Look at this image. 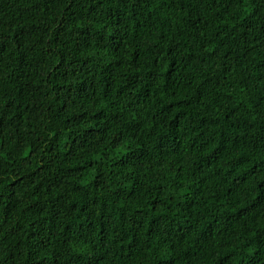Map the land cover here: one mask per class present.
I'll list each match as a JSON object with an SVG mask.
<instances>
[{"label": "trees", "instance_id": "obj_1", "mask_svg": "<svg viewBox=\"0 0 264 264\" xmlns=\"http://www.w3.org/2000/svg\"><path fill=\"white\" fill-rule=\"evenodd\" d=\"M0 264H264V0H0Z\"/></svg>", "mask_w": 264, "mask_h": 264}]
</instances>
